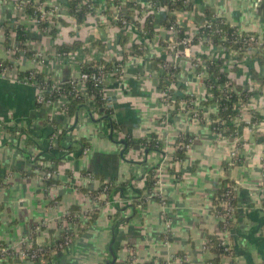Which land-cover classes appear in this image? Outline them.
<instances>
[{"label": "crops", "instance_id": "crops-1", "mask_svg": "<svg viewBox=\"0 0 264 264\" xmlns=\"http://www.w3.org/2000/svg\"><path fill=\"white\" fill-rule=\"evenodd\" d=\"M37 1L47 7H61L62 18L69 27L57 24L56 37L42 33L36 19L25 10L11 1L0 0V64L8 63L9 67L7 76L0 77V246L18 248L27 237L33 247L43 246L56 238L58 222L64 215L87 213L88 219L79 226L74 243L52 256L48 264L113 261V264H130L131 252L137 259L135 264H215L218 258L219 264H229L228 259L206 248V244L209 236H224L221 221L213 212L214 199L221 182L230 179L238 191L235 238L231 240L229 236L236 251L232 261L264 264V207L260 195L264 183V87L258 90L262 94L255 95L243 112L239 125H246L239 126L238 135L228 138L216 134L212 123L219 114L218 104L202 103L211 98L192 69L190 59L180 61L175 94L177 100L188 95L201 99V118H194L180 103L178 110L168 113L161 99L159 64L170 59L166 41L173 35L163 25L168 10L161 8L155 12L157 35L143 40L133 24L125 30L113 24L119 11L110 0H91L94 16L81 26L72 24L66 12L67 0ZM128 1L140 6L152 2ZM185 2L190 4V9L175 11L173 15L192 33L198 29L194 22L196 11L209 8L243 34L264 36V0ZM20 27L28 36L25 45L32 52L41 53V60L18 51L16 30ZM76 39L84 42L83 49L68 56L56 54V45ZM136 44H141L138 48L146 53L134 54L130 47ZM258 52L251 48L235 60L223 47L200 46L193 55L204 53L211 59L227 58L230 79L245 86L251 82L249 67L253 63L264 73V66L253 61ZM102 59L116 60L123 68V76L118 79L110 76L104 89L106 106L112 110L110 121L104 120L106 115L98 113L90 100L86 104L89 110L78 112V123L74 126L76 117L70 118L63 112L65 98L53 106L40 105L37 88L19 79L21 73L40 69L53 83H65L80 75L85 62ZM157 59L160 61L155 63ZM255 114L260 118L261 132H255L249 125ZM46 121L55 123L57 134L64 133L61 138L64 150H55L61 159L56 169L57 182L47 189L39 173L27 177L21 174L32 173L33 166L55 165L46 158L41 164L32 163L43 148L51 145ZM113 122L118 130H114ZM153 135L161 148L148 150V154L142 146L139 151L135 150L136 146L124 151L125 146L119 143L126 141L127 136L139 142ZM181 136L194 141L179 161L175 154ZM29 140L34 144H29ZM234 153L238 160L235 163ZM150 172L158 183L160 199L150 198L154 190H146ZM85 173L93 174L96 181L89 183ZM104 184L107 191L101 189ZM111 188L114 189L109 196ZM140 197L146 201L145 205L136 208L134 201ZM166 217L171 221L170 229ZM38 226L40 231L36 230ZM254 230V237L261 239L259 246L248 239Z\"/></svg>", "mask_w": 264, "mask_h": 264}, {"label": "trees", "instance_id": "trees-1", "mask_svg": "<svg viewBox=\"0 0 264 264\" xmlns=\"http://www.w3.org/2000/svg\"><path fill=\"white\" fill-rule=\"evenodd\" d=\"M13 3H16L20 6H22L25 9V12L32 16L33 18H39L40 14L36 12V6L34 4L26 5L25 0H8ZM154 3H159L162 5V7H168V15L167 19L164 21L163 25L168 30H178L180 32L177 33V41H182L185 38L189 37L190 31L186 27H180L177 23L175 15H173V12L175 11H187L190 9V4L186 3L185 0H151ZM66 12L70 15L72 19V24H75V26H81L88 17L94 16L93 11V3L91 0H67L66 2ZM127 13L126 19L127 24H123L122 21H116L114 18L112 20L113 24H116L119 26L121 30H125L128 25H132L139 29L140 35L143 38V40H151L156 37L157 32L155 30V16L153 13H148L145 18H143L142 22H140L139 15L137 12L141 9V6L133 3L128 2L127 3ZM108 14V12L106 13ZM138 20L133 21V18H137ZM216 16L212 10L209 8H202L198 11H196L194 15V22L196 27L198 28V34L192 37L191 46L194 48L200 47V45H204L206 48H210L211 46L215 47H224L226 50L234 49L237 46H240L243 50V53H246L250 48H259L257 44L255 45H243V40L246 39V35H240L237 37L238 30L235 27H232L229 23H227L224 20L215 21L211 28H207V23H210L213 19H215ZM56 27L50 26L49 23H43L39 25L40 31L42 33H49L51 36L56 37L58 34L57 30V24L65 25L66 27H69V23L66 22L62 17H59L55 20ZM121 33H126L125 31H122ZM17 34V41L20 43V49H22L23 52L26 53L27 56H29L31 59L34 58L35 52H32L25 44L28 40V36L26 34V31L23 29V27H20L16 30ZM228 38V41H221V38L225 36ZM100 48L104 49V45L101 42ZM96 44V43H95ZM163 44V43H162ZM141 44H136L134 46H131L130 49L134 52V54L142 55L145 54V49L141 50L138 47H140ZM84 48V42L80 39H76L72 43H64V44H58L55 46L56 54L60 56H68L72 53H75L81 49ZM257 48V49H258ZM264 48V46H263ZM85 52L88 53V50L85 49ZM253 61L258 62L259 66H264V51L258 52L254 55ZM207 61V73L209 75V79L205 81V86L210 89L214 93L213 99L204 100L202 103L205 105H208L210 103H217L219 107V114L216 118H214V121L212 123V129L216 132V134H220L223 132V134L228 137L232 138L239 133V126L245 127L246 124L237 125L233 121L234 118L238 115V110L242 108V106L249 105L250 100L257 94H262L261 91H255L253 90L252 85L253 84H260V87H264V73L254 67V63L252 66L249 67V79L250 83L246 84L245 86L242 85H236L232 82L228 75L227 67L230 65L228 63L227 58H221L219 60L217 59H211L207 54H194V58L192 59L193 63H196L198 61ZM160 61V59L155 60V63ZM161 62V61H160ZM8 65V63H7ZM234 66V65H233ZM232 66V67H233ZM116 69V71H115ZM201 68L199 67L197 71L199 72ZM231 70H237V68H231ZM102 71L106 76V82L103 84V88H106V83L109 79V76H113L114 78H120L123 76V68L121 67L120 63L116 60H100L98 62H85L84 66L82 68L83 73H94V72H100ZM30 72L27 71L26 73H21L19 79L23 80L24 78H30ZM181 72V67H177V69L173 68V66L167 67L165 69V72L160 76V87L161 91L165 90L167 86V82H177V76ZM37 80V87L45 90V97L49 101L57 102L62 99V97L65 95L67 99V103L63 107V112L66 114V116L70 118L76 117L77 113L84 109V105L87 104L88 101L92 99V102L95 105L96 111L100 113V111L103 109L104 114L108 117H111L112 110L107 108L106 106V100L104 98V92L97 88L96 85L92 82L86 83L87 88V96H83L81 93L73 91V87L71 85V81L65 82V83H53L50 79H48L43 73L36 75ZM220 87H223L224 90ZM229 89L231 90L230 92ZM170 95H173V91H169ZM194 96L188 95L185 96L186 100L193 99ZM179 99V98H178ZM181 99L177 102V108L180 103ZM179 109V108H178ZM201 118V115H200ZM256 121H260V118L257 114L254 115L252 122L255 123ZM50 121H46V127L49 128V134L47 136L48 139H52V137L57 134V129L55 128V123H50ZM224 123V125H222ZM51 125V126H50ZM50 126V127H49ZM113 128L114 130H118V125L113 122ZM64 133L59 134L57 145H47V147L43 148L42 153L37 156L33 160V164L39 162L43 163L45 161V158L49 160L50 162L54 163L55 165L50 168H43L41 166H33L32 167V173L22 172L21 174L23 176H31L35 173L36 169H39L41 172L39 173L42 177L44 188H50L51 186L55 185L57 180L55 179L56 175V169L57 164L60 163L61 159L57 158L58 153H55V150L62 151L64 150V145L61 142V138L63 137ZM192 139L193 138H189ZM126 141L129 148H134L137 145L142 146L146 150L149 151H157L160 150L161 145L159 143V140L157 136L153 135L151 139H144L140 140L139 142H136L132 137L127 136ZM182 140H179V144H181ZM29 144H34L33 141L29 140ZM51 143V142H50ZM47 151V152H46ZM185 150L179 149L177 150L175 154V159L178 158L179 161H182L184 158ZM234 163L237 162V157L234 158ZM53 165V164H52ZM229 166V165H228ZM51 173L52 176L50 178H46L45 174ZM44 174V175H43ZM87 174V173H85ZM153 174L150 172L148 175V180L146 183V190L152 191L153 190V184L156 183L154 179L152 178ZM96 178V177H95ZM100 179V178H99ZM101 180V179H100ZM102 182V181H101ZM105 186V184H104ZM104 186L101 187L102 191H104ZM234 182L230 179H226L221 182V187L218 190L215 199H214V207L216 208L219 204V202L224 201H231L232 204L237 208V189L235 190ZM114 188H111L108 192V195L110 196L112 193V190ZM261 204L264 207V183L261 186ZM146 201L143 200V197H140L134 201L135 207L137 208L140 205H145ZM134 207V208H135ZM214 214L222 215L224 214L223 209L213 210ZM251 216V215H250ZM253 217V215L251 216ZM221 229L223 231L229 230L230 232V239L232 240L235 238L233 235V232H235L234 224L231 221H228L227 224L221 222ZM255 232L250 233L248 236V239L251 242L256 243L258 246L261 243V239L254 237ZM52 230H49V233H51ZM59 241L58 243L62 242V238L64 236V233L59 234ZM259 241V242H258ZM8 245L3 244L0 246V249L7 247ZM39 246H34V250H38ZM206 248H209L212 252L216 253L218 256L221 257V255H231L233 258L236 257V251L233 249L232 251H226L225 248L222 246V238L217 236H209L207 239ZM47 248L45 249V251ZM63 252V250L59 251L58 253ZM16 253L13 252L12 256H14ZM52 258L48 256L46 258V261L44 263H41V261L37 260L35 264H48ZM10 263H20L19 258H13ZM220 260L219 258L215 260V264H219ZM230 264H234L232 261Z\"/></svg>", "mask_w": 264, "mask_h": 264}, {"label": "built area", "instance_id": "built-area-1", "mask_svg": "<svg viewBox=\"0 0 264 264\" xmlns=\"http://www.w3.org/2000/svg\"><path fill=\"white\" fill-rule=\"evenodd\" d=\"M110 2H111V5H113L119 11V14L117 13V15L114 17V19L116 21H122L123 24H127V21H126V19H124V17H126V13L128 10L127 9V3L129 1L128 0H110ZM25 3H26V5L34 4L36 6V12L38 14H40L39 18H35L38 25L43 24V23H49L50 26H53V24L56 23L55 20L58 19L59 17H62L61 11L59 8H57V6L47 7L42 2H39L37 0H25ZM14 5L16 7H18L19 9L25 10L22 6H20L16 3H14ZM161 8H165L166 10L169 9L168 7H162V5H160L159 3H154V2H149V3L141 6V9L137 12V14L139 15L140 22H142L143 18H145V16H147L148 13L155 14V12L160 10ZM135 20H138V17L133 18V21H135ZM176 20H177V23L180 27H182V26L184 27L182 20H180L179 18ZM220 20H223V19L216 17L210 23H207V25H206L207 28H211L212 24L215 21H220ZM170 31L172 32L173 35L168 41H166V48H167L168 56L170 59L161 60V62L159 64L160 70H161L160 75H162L165 72V69L167 67H169V65L173 66V68L177 69L178 66L180 67V61L182 59H184V58L190 59L192 62V59L194 58L193 53H194L195 48L191 46V42H192V37L197 35L198 31L194 32V33L190 32L189 37L183 39L182 41H177V39H176L177 33L180 32L179 29L178 30L172 29ZM240 35H246V39L243 40L244 41L243 45L248 46V45L257 44L259 46V48L257 47L258 49L257 48L256 49L259 52L264 51V48H263L264 36H258V35H253V34H243L242 32H240L238 30L237 37ZM227 39L228 38L225 35L221 38V41H223V42L228 41ZM180 46L184 47V49L180 50ZM200 46H204V45H200ZM212 47L213 46H211L210 48H212ZM210 48H208V49H210ZM242 50L243 49L240 46H237L231 50L225 49V51L228 53L229 57H231L232 59H235V60L238 59V57L241 54H243ZM42 57H43V55L41 53H35L33 59L34 60H41ZM199 67L201 68V70L198 72L197 69ZM192 69H194L197 72L198 78H200L201 81H203V86L206 89V91L208 92V96L211 99H213L214 93L205 86V81H207L209 79V75L207 73V61H200L198 59V61L196 63L192 62ZM8 71H9V67H7V65L0 64V77H3V78L6 77ZM30 71H31L30 72V78L26 77L22 80V82H24L25 84H28V85H32V86L37 88V91H38L37 101L40 105L53 106L56 102L47 100L45 97V90L37 87L36 75L41 74L42 71L40 69H34V70H30ZM115 71H116V69H115ZM106 79H107V76L102 71L94 72V73H83V72H81L77 78L72 79L70 81H71V85L73 87L72 90L75 92L81 93L83 96L86 97L87 96V93H86V91H87L86 83L87 82L94 83L97 88L101 89L104 92L103 84H104V82H106ZM177 83H178V79H177V82H167V86H166L165 90L161 91V99H162L163 103L165 104L166 109L168 110V113L170 111L172 112V111L178 110L177 109L178 100H177V96L175 94V85H177ZM252 87H253V90H255V91H258L261 88L260 85H258V84H255V86L253 84ZM220 88L222 89V91L224 90L223 87H220ZM231 90L229 89L228 92H230ZM169 91H173V95H170ZM62 98L66 99V96L64 95ZM201 101L202 100L199 98L186 100L185 97H183L182 100L180 101V104H181V108L183 110L189 112L194 118L198 119V118H200ZM88 102H87V104H89ZM247 106H242V108H240L238 110V115L233 120L235 122V124L239 125L240 123H242L241 121H242V117H243V112L246 110ZM167 120H168V117L166 118L165 121H167ZM222 125H224V123H222ZM249 125L252 127V129L255 132H261L264 130L260 121H256L255 123H253L251 121ZM219 135H224V134H223V132H221ZM58 136H59V134H55L52 137L51 145L56 146L57 141H58ZM179 140H182V141H181V144L178 143V148L183 149L185 151H188L191 148L193 141H194V139L193 140L192 139L187 140V137H185V136H181ZM233 156L237 157V153H234ZM47 167L50 168L51 166H47ZM35 172L40 173L41 171L39 169H36ZM51 176H52L51 173L45 174L46 178H50ZM85 178L88 180L89 183H93L96 181L95 176L91 173L85 174ZM157 186H158V183L156 182L155 188L153 189L154 191L150 194V198L156 197V198L160 199V194H159V192H157ZM104 189H105V191H107L108 186L105 185ZM234 189L236 190L237 188L235 187ZM161 202L163 203L164 201L162 200ZM163 205H164L163 208H165V204H163ZM221 208L223 209L224 214L217 215V218L220 219V221L225 223V224H227L228 221H231L234 224L236 214H237V208L232 204L231 201H224V202L220 201L218 206L215 209L219 210ZM166 218H167L166 219L167 227H168V229H170L171 221L168 217H166ZM86 219H88L87 213H81V214H76V215H72L71 213H67L58 222V228L59 229H57V235L54 236L56 238H53L50 242H48L47 244H45L43 246H39L40 248L38 250L33 249V244L30 242V239L28 237L22 241L21 245H19L18 248H14L11 246L4 247V248L0 249V264H2V263L11 264L10 261L16 257L19 258V261L23 264L24 263L25 264H35L37 260L41 261V263H44L48 256H50V257L55 256L58 254L59 251L64 250L66 247L71 246L74 243L75 233L78 231L79 226L82 225V223H84V220H86ZM36 230L40 231L41 226H38L36 228ZM61 233H64V236L62 238L63 241L58 243L57 237H59V234H61ZM229 236H230V232H229V230H226V231H224V236L221 237L222 238V246L225 248L226 251H232L233 250ZM167 243L169 245V242H167ZM46 248H47V250L45 251ZM13 252L16 253L14 256H12ZM221 258L228 259L229 264L231 263L232 260H234L230 254L229 255H221ZM136 261H137V259L133 255V252H131L130 264H135ZM234 264H236V263H234Z\"/></svg>", "mask_w": 264, "mask_h": 264}, {"label": "water", "instance_id": "water-1", "mask_svg": "<svg viewBox=\"0 0 264 264\" xmlns=\"http://www.w3.org/2000/svg\"><path fill=\"white\" fill-rule=\"evenodd\" d=\"M184 49V47H182V46H180V50H183ZM84 108L86 109V110H89L88 109V107H87V105H84ZM89 112V114H90V117L92 118V114H91V112L90 111H88ZM100 113H104V110H101L100 111ZM78 116H79V113H77V115H76V119H75V122H74V126H76L77 125V123H78ZM93 119V118H92ZM104 120H108V121H110V118L108 117V116H105L104 117ZM15 131L17 130L16 128L14 129ZM111 133L113 134V128H112V131H111ZM120 144H123L124 146H125V150L124 151H126L127 150V148H128V144H127V141H125V140H122V141H120L119 142ZM135 150H141V146H136L135 147ZM83 151V149L81 148L80 149V153ZM148 150L146 151V154H148ZM111 253L114 255V253H113V251H111ZM115 257V256H114ZM115 260V259H114ZM115 261H113L112 263H110V262H108L107 264H113Z\"/></svg>", "mask_w": 264, "mask_h": 264}, {"label": "rangeland", "instance_id": "rangeland-1", "mask_svg": "<svg viewBox=\"0 0 264 264\" xmlns=\"http://www.w3.org/2000/svg\"><path fill=\"white\" fill-rule=\"evenodd\" d=\"M57 8L61 9V7H58V6H57ZM52 27H53V28L56 27V23H54ZM18 51H22V50H21V49H18ZM22 52H23V51H22ZM23 53H24V52H23ZM24 54H25V53H24ZM207 95H208V94H207ZM2 264H3V263H2ZM4 264H6V263H4Z\"/></svg>", "mask_w": 264, "mask_h": 264}]
</instances>
